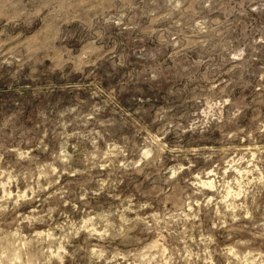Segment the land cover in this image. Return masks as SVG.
<instances>
[{"label": "rangeland", "instance_id": "1", "mask_svg": "<svg viewBox=\"0 0 264 264\" xmlns=\"http://www.w3.org/2000/svg\"><path fill=\"white\" fill-rule=\"evenodd\" d=\"M0 264H264V0H0Z\"/></svg>", "mask_w": 264, "mask_h": 264}]
</instances>
